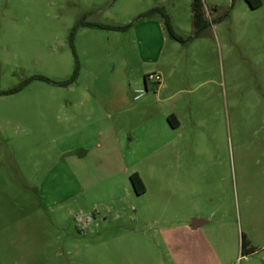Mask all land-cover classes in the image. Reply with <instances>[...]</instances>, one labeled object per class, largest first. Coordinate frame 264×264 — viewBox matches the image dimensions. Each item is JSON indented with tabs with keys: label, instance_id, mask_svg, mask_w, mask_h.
<instances>
[{
	"label": "rangeland",
	"instance_id": "rangeland-1",
	"mask_svg": "<svg viewBox=\"0 0 264 264\" xmlns=\"http://www.w3.org/2000/svg\"><path fill=\"white\" fill-rule=\"evenodd\" d=\"M202 5L194 37L191 0H0V264H264V0ZM160 65L194 88L174 135L141 109ZM103 107L125 135L97 149Z\"/></svg>",
	"mask_w": 264,
	"mask_h": 264
},
{
	"label": "crops",
	"instance_id": "crops-1",
	"mask_svg": "<svg viewBox=\"0 0 264 264\" xmlns=\"http://www.w3.org/2000/svg\"><path fill=\"white\" fill-rule=\"evenodd\" d=\"M149 73L160 74L161 80L157 83L156 90L154 91V94L156 96L155 103L149 104L141 109L151 112L149 119H152V120L155 119L154 122L160 125L161 127L160 130L162 133L167 134V135H174V132L181 124L180 114L179 112H177V109L179 108L181 104L178 101L179 96L182 93L193 91L194 88H191V89L186 88L188 84L187 82L182 81V77L179 75V73L176 71L168 72L165 69V67H163V65L155 67L154 70ZM100 106L101 105H99V107ZM104 107L106 106L104 105ZM104 107L102 108V111H101L102 113L97 112L98 117L93 119V120H101L102 122V123H99L102 127H100L99 130H97V133L102 139L100 141H104V142L103 143L98 142L97 149L105 148L108 141L109 142L110 141L119 142V138L122 136L124 137L125 135L115 129V126L119 125V120L117 121L115 119H112V117L109 114H107L108 112H110L112 115L113 113H115L116 109H113V107L106 109ZM96 111H99V108H97ZM169 114H173L175 118L177 119V125L175 127L171 126L167 120V116ZM93 116H95L94 113L92 117ZM130 134H131V131H130ZM164 138L165 137H162L161 139L162 142H165ZM168 142L169 140L166 139V143H162V144L160 143L158 147L164 148L165 146L168 145ZM86 153H88L87 149L85 151H80L79 156H82ZM173 185L178 186L179 183H175ZM208 222L209 220L204 221L203 219L199 217H192V218H189V220L186 223L179 225V227L178 226L171 227L169 233L173 234V236L172 238L167 237L165 241V244H166L165 248L168 251V253L175 255L173 251V249L175 248V251L178 252L177 254H179V256L183 255L184 250H186V245L183 246V251L180 253L179 251L181 250V248H178L177 244L173 245L175 243L174 235L179 234L182 237L181 240L184 241L183 242V245H184L186 242H188L189 239L197 237L198 235H202L204 233L206 234V231H203L201 227L206 225ZM174 228L178 229L179 231L174 230Z\"/></svg>",
	"mask_w": 264,
	"mask_h": 264
},
{
	"label": "trees",
	"instance_id": "trees-1",
	"mask_svg": "<svg viewBox=\"0 0 264 264\" xmlns=\"http://www.w3.org/2000/svg\"><path fill=\"white\" fill-rule=\"evenodd\" d=\"M245 1L248 3V5L251 8H256L259 5H261V0H245ZM155 12H160L162 14L164 21L167 25L168 32H169L170 36L176 40L182 41L183 40L182 37L180 35L176 34L170 28L169 22H168V17H167L166 13L164 12V10L161 6L152 7L151 9L147 10L146 12L141 13L140 16H142V17L149 16L150 14H153ZM191 16H192V23H193V31H192L191 36H194V37L200 36L202 34L203 30L205 28H207L210 25V23L211 24L215 23L221 19V17H215L209 21L204 14L202 0H191ZM93 25H95V24H93ZM96 25L98 27L105 28V29L106 28L107 29H120V28H122L121 26H114V25H108V24H96ZM167 120L171 126L175 127L177 125V119L175 118V116L173 114H169L167 116ZM129 181L132 185L133 190L137 194L144 193L145 186L142 182L141 177L139 176V174L137 172H133L129 175ZM240 250H241V255H248V254L256 251L257 249L254 246L250 245L249 241L245 238L244 235H241Z\"/></svg>",
	"mask_w": 264,
	"mask_h": 264
},
{
	"label": "built area",
	"instance_id": "built-area-1",
	"mask_svg": "<svg viewBox=\"0 0 264 264\" xmlns=\"http://www.w3.org/2000/svg\"><path fill=\"white\" fill-rule=\"evenodd\" d=\"M145 80L158 83L161 80V76L158 73H150V74H146Z\"/></svg>",
	"mask_w": 264,
	"mask_h": 264
},
{
	"label": "water",
	"instance_id": "water-1",
	"mask_svg": "<svg viewBox=\"0 0 264 264\" xmlns=\"http://www.w3.org/2000/svg\"><path fill=\"white\" fill-rule=\"evenodd\" d=\"M193 225H194V223H193Z\"/></svg>",
	"mask_w": 264,
	"mask_h": 264
}]
</instances>
